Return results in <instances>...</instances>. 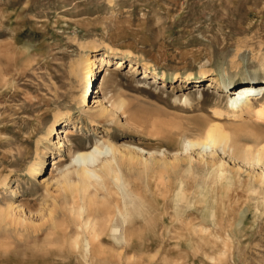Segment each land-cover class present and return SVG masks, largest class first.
I'll return each mask as SVG.
<instances>
[{
  "label": "rangeland",
  "instance_id": "rangeland-1",
  "mask_svg": "<svg viewBox=\"0 0 264 264\" xmlns=\"http://www.w3.org/2000/svg\"><path fill=\"white\" fill-rule=\"evenodd\" d=\"M253 81L264 0H0V264H264V101L226 95ZM108 144L122 180L102 157L82 190L75 154Z\"/></svg>",
  "mask_w": 264,
  "mask_h": 264
},
{
  "label": "bare ground",
  "instance_id": "bare-ground-1",
  "mask_svg": "<svg viewBox=\"0 0 264 264\" xmlns=\"http://www.w3.org/2000/svg\"><path fill=\"white\" fill-rule=\"evenodd\" d=\"M99 62H101V64L97 68L100 67V69H99L100 71L108 70V68L112 66L111 65L112 61L109 59V57H108V55L106 53L100 58ZM86 63H87L86 76L89 78L88 83L90 85L91 84L90 78H91V80H93L92 76H95L94 71L92 69L94 64H93V61L89 57H87ZM123 63H125V62H123V60H119L116 64H118L119 67H121V66L124 65ZM131 68H133L135 72H138L140 75H142L143 76L142 77L143 80H146V79L159 80L158 79L159 76H158V74L156 72H151L147 68H142V70H141V67L138 64H133L131 66ZM90 75H91V77H90ZM162 78H163V76H162ZM202 82L203 81H199V82H196V83H202ZM105 84H106V81L102 80V82L100 83V87H99L100 90H98V93L103 90ZM207 84H208L209 87H217L218 86V84L216 83L215 78H212V76H211L210 80L205 82L204 86H201V84L196 85L194 88H195L196 92L198 93V98L200 100L203 97V91L204 90H209L207 88ZM225 88H226V86H225ZM89 90H90V87H89ZM263 91H264V82H260V81H258V82L257 81L241 82L237 89H234V90H232L230 92L229 91L226 92L227 96L229 94L230 95L232 94V96H233V97H231L228 100L229 107L231 109L236 110L237 112H241V113L253 112L256 109L254 107V104L259 103L262 100L264 101ZM259 94L260 95L263 94V96L259 97V98H256V96L259 95ZM82 102L84 104H86L87 103V98L85 97ZM101 106H102V104H101ZM104 111H105V109H104ZM54 131H55V126H52L48 130V135H52V132H54ZM61 133L62 134L63 133L66 134V138L68 137L69 134H71V132L68 129L64 130ZM72 134H71V137L73 136ZM229 140H230V138H229L228 134L226 133L225 128L221 127V126H218V125H215V126H212L208 130V132L206 134V137L204 138L203 141H201V142H199V141H195L194 142L193 141V142L189 143V146L191 148L199 147V148H201V150L202 149H206L208 147V145H211L214 148L215 147L218 148V147H221L222 145H225L226 143H228ZM138 150H139L138 151L139 154L142 157H144L146 155H149V154L152 155V153H145V151L143 149H138ZM118 153H120L118 149H116L115 147L110 146L108 144V146H106L104 148H101V147L97 146L95 148V150H93L92 152H78V153L75 154V157L73 158L74 160H73L72 166L74 165V168H75L74 172H76V174L79 177L80 184L82 185V190H87L91 186H94V182H99V183L103 182V181H101L102 180V176H100L99 175L100 173H98L99 164H97L99 159L102 158V157L107 158L106 159V163H104L103 168L105 170H108L111 173L115 174L116 180H118V181L122 180L121 177H120V174H121L120 166L118 165ZM45 164H46V161H41V164H40V166H38V169L35 171V173L37 174V173L41 172L42 169L45 167ZM67 172H69V171H67ZM82 210L83 211L85 210L84 206L82 207ZM2 213H3V211H2ZM1 217H3V216L1 215ZM3 218H5V217H3ZM3 218H0V219L3 220ZM84 226H86V228H87L88 227V223H85ZM81 228H83V227H81ZM132 235H133V233H131V237H133ZM131 244H132V242H130V245Z\"/></svg>",
  "mask_w": 264,
  "mask_h": 264
}]
</instances>
